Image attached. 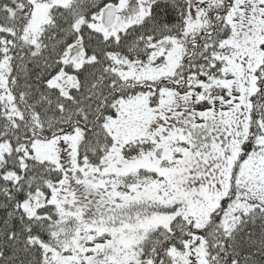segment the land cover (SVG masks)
Masks as SVG:
<instances>
[{"label":"snow or ice","instance_id":"obj_1","mask_svg":"<svg viewBox=\"0 0 264 264\" xmlns=\"http://www.w3.org/2000/svg\"><path fill=\"white\" fill-rule=\"evenodd\" d=\"M0 264H264V0H0Z\"/></svg>","mask_w":264,"mask_h":264}]
</instances>
